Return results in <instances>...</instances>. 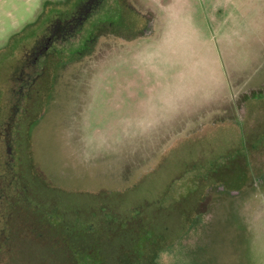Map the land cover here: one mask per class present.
Returning <instances> with one entry per match:
<instances>
[{
	"label": "rangeland",
	"instance_id": "rangeland-1",
	"mask_svg": "<svg viewBox=\"0 0 264 264\" xmlns=\"http://www.w3.org/2000/svg\"><path fill=\"white\" fill-rule=\"evenodd\" d=\"M80 1L0 0L8 264H67L46 220L108 217L148 223L158 264H264V0L113 1L93 21L123 28L42 59L21 95L27 52Z\"/></svg>",
	"mask_w": 264,
	"mask_h": 264
},
{
	"label": "trees",
	"instance_id": "trees-1",
	"mask_svg": "<svg viewBox=\"0 0 264 264\" xmlns=\"http://www.w3.org/2000/svg\"><path fill=\"white\" fill-rule=\"evenodd\" d=\"M135 210L132 214H137ZM135 217L119 220L116 218H105L102 227L98 225L94 226L91 220H77L73 223H64L63 220L56 218L55 221H47L48 230L56 229V232L60 234V244L62 246L61 255L64 257L67 264H129L130 261H154L157 255V251H162L163 247H160L151 253V246L156 245V238L154 232L148 223H140V219L133 223ZM59 222V224H58ZM82 222V225H81ZM136 225V226H133ZM129 228L130 238L120 244L116 248L114 241L117 236H121L125 233V230ZM132 228V229H131ZM7 245L4 241L0 240V260L3 264H8L12 247H2ZM115 247V252L110 250L109 247ZM58 248L61 249L60 246Z\"/></svg>",
	"mask_w": 264,
	"mask_h": 264
},
{
	"label": "flooded vegetation",
	"instance_id": "flooded-vegetation-1",
	"mask_svg": "<svg viewBox=\"0 0 264 264\" xmlns=\"http://www.w3.org/2000/svg\"><path fill=\"white\" fill-rule=\"evenodd\" d=\"M113 1L116 4L118 3V0H82L80 1L78 5L72 6L66 12H63L62 14L57 15L60 17H56V22H55V25L53 26V29L50 35L46 34V30L48 27V24H47V26L45 27L44 34H42L40 37L36 39V41L34 42L35 45L26 54V57H31V55L33 56L32 58L33 64L32 66L29 65L27 72H25V76L27 74L28 76L26 77L28 79L27 80L25 79V82H22L20 84L19 91L21 95L23 94V92L28 91V89H24L26 86H28L27 82L29 83L36 82L37 78L34 75H35V71L37 70V63L41 61L42 59H45L46 61L48 60L53 61L56 58V55H53V53L58 52L61 48L63 49V52L67 51L66 55L62 59H60L62 63L65 60H72L73 58L80 56L82 51L85 50L86 42L87 41L90 42L92 39L90 35L91 36L93 35V30L101 23H105V22H109L110 24L118 23L120 28H123V24L125 23V20L121 19L120 17H119L120 19L117 18L116 21H110V20L93 21L94 18H97L96 16L103 11L106 5ZM82 6H84L85 8H82ZM117 6H119L122 11L127 10V9H124V6L121 4V1H120V4L119 3L117 4ZM90 17H92L91 22H88L87 20ZM86 22L87 24L85 25L84 23ZM84 26H86L85 30H84ZM76 36H78V38L74 41ZM43 37L45 38V41ZM122 37L123 36H121L120 41L123 40ZM41 39H43V42L41 41ZM64 44H67L68 48H66ZM52 71L54 70H49L48 71L49 74ZM32 75H33V78L31 79ZM54 75L55 74H53L48 87L53 86L54 83H52V80H53ZM159 253H160V250L157 251L156 257L158 256ZM156 257L154 261H149V262L130 261L129 264H158L156 262L157 261Z\"/></svg>",
	"mask_w": 264,
	"mask_h": 264
},
{
	"label": "crops",
	"instance_id": "crops-1",
	"mask_svg": "<svg viewBox=\"0 0 264 264\" xmlns=\"http://www.w3.org/2000/svg\"><path fill=\"white\" fill-rule=\"evenodd\" d=\"M154 35H155V33H154Z\"/></svg>",
	"mask_w": 264,
	"mask_h": 264
}]
</instances>
